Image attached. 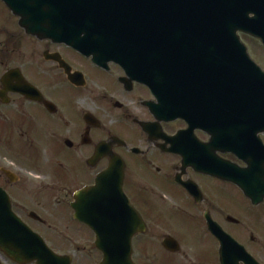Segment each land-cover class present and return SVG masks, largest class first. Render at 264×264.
<instances>
[{
  "label": "flooded vegetation",
  "instance_id": "1",
  "mask_svg": "<svg viewBox=\"0 0 264 264\" xmlns=\"http://www.w3.org/2000/svg\"><path fill=\"white\" fill-rule=\"evenodd\" d=\"M6 1L17 12L0 0V190L14 214L71 264H100L96 235L108 224L87 203L99 200L103 178L119 198L122 169L126 213L134 210L146 228L132 240L135 264H264V126L248 137L246 118L216 109L215 37L185 28L170 44L149 35L150 0H132L134 28L120 36L118 1L107 0L99 22L106 34L78 29L70 37L82 51L62 35H30L23 23L94 25L84 0ZM176 8L181 26L202 22L199 5ZM238 37L230 49L245 47L257 63L249 41L264 45ZM79 192L82 220L73 208ZM115 224L119 233L130 222ZM79 235L93 237L88 247L100 261L72 254L86 250ZM167 238L177 252L164 247ZM0 264L18 263L0 250Z\"/></svg>",
  "mask_w": 264,
  "mask_h": 264
},
{
  "label": "water",
  "instance_id": "2",
  "mask_svg": "<svg viewBox=\"0 0 264 264\" xmlns=\"http://www.w3.org/2000/svg\"><path fill=\"white\" fill-rule=\"evenodd\" d=\"M12 9L17 12V6L4 0ZM119 7L120 23L116 25L117 33L120 36L130 34L132 27L131 6L132 0H117ZM88 5L87 20L97 21L94 25L84 27L72 26L62 27H32L23 23V28L30 34L40 38L53 36L68 37L67 41L74 43L70 37L75 36V32L80 29L83 33L105 35L101 31L100 20L105 16L102 5L108 3L107 0H84ZM199 5L198 12L201 14V23L192 22L181 26V12L176 7L180 4ZM152 5V24L149 35L160 38L163 36L172 43L171 38L183 36L185 28H189L194 36H213L215 37V91L217 94L216 109L232 108V115L243 116L247 125V135L255 136L258 131L263 130L264 126V71L250 58L247 49L242 48V53H236L230 49L240 44L239 32L248 34L259 39L264 45V0H150ZM90 5H97V8L90 9ZM165 5L168 8H165ZM128 6V8H126ZM90 11L99 14L98 17L90 15ZM184 12H188L184 10ZM122 13L125 16H122ZM86 16V15H85ZM110 18V17H109ZM102 32V34H101ZM110 34V33H109ZM229 37H231L229 39ZM227 39V40H226ZM160 41L152 43L159 45ZM120 170L119 184L114 186V190H120L119 198H112L105 190L111 188L103 179L98 180L100 192L99 200L95 203L88 202L87 206L97 207L98 221H106L108 231L101 233L97 230L96 247L103 253V260L100 264H134L133 262V238L145 232L146 228L141 223L139 215L132 209L127 210L128 201L122 193L123 176ZM248 196L252 197L250 186L247 187ZM103 195V199L100 197ZM82 199L83 193L76 195V202L73 208L76 218L82 220ZM126 220L130 222L125 230L123 225H119L120 232H113L117 227L115 221ZM164 247L177 252L178 246L174 240L167 238ZM0 250H2L11 260L18 264H71L70 257H62L55 254L45 243V241L31 229H29L12 211L9 197L0 190ZM224 256V251H222Z\"/></svg>",
  "mask_w": 264,
  "mask_h": 264
},
{
  "label": "rangeland",
  "instance_id": "3",
  "mask_svg": "<svg viewBox=\"0 0 264 264\" xmlns=\"http://www.w3.org/2000/svg\"><path fill=\"white\" fill-rule=\"evenodd\" d=\"M249 42H250L251 51L253 53V57H255L257 59V63H259L261 66H263V69H264V50L259 51L258 50L259 47L257 45H255L251 41H249ZM50 206H51V208L53 209L54 212H56L58 210L60 211L59 208H62V207H59L57 205L55 206L54 204H51ZM84 239H85L84 245L86 247V250L84 249L83 251H80V252L72 251V254H76L78 256V258H80L81 261H84V260H86V261L93 260L95 262L100 261L101 257L98 254V252L93 247H88V246H92L93 245V242H94L93 237H91V236L83 237L81 235L75 237V240L77 242H79V243H83ZM63 252L67 253L69 251H62L61 253H63ZM156 252H157L156 254L159 256V259L162 262H164L166 259L162 256V253L158 252V250ZM146 254H147V252H145L144 255H146ZM150 256L151 257L154 256L153 255V251L150 252ZM168 258L175 259L174 257H168ZM175 260H169L165 264H179Z\"/></svg>",
  "mask_w": 264,
  "mask_h": 264
}]
</instances>
